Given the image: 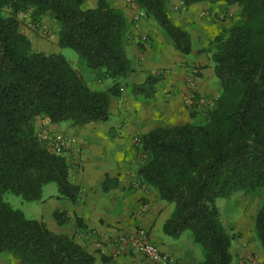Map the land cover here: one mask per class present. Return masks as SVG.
<instances>
[{
	"label": "trees",
	"instance_id": "16d2710c",
	"mask_svg": "<svg viewBox=\"0 0 264 264\" xmlns=\"http://www.w3.org/2000/svg\"><path fill=\"white\" fill-rule=\"evenodd\" d=\"M0 0V254L21 264H94L95 256L74 235L28 218L4 200L6 192L42 201L44 185L55 182L59 198L81 199L71 180V164L40 136L36 119L81 127L111 118L110 97L133 66L125 43L130 22L108 0ZM184 54L192 51L191 33L176 24L166 0H136ZM238 5L240 12L215 36L212 59L221 93L202 124L159 127L140 136L145 161L138 177L174 203L164 233L178 239L190 229L205 258L195 264H233L234 235L222 221L219 199L240 191H263L255 230L264 250V0H181ZM40 27L50 15L59 24L60 47L74 49L89 68L114 79L108 90L94 89L61 53L35 50L23 29L25 16ZM219 16V15H218ZM162 71L133 86L135 96L153 98ZM109 178L104 183L109 190ZM58 224L70 219L56 210Z\"/></svg>",
	"mask_w": 264,
	"mask_h": 264
},
{
	"label": "crops",
	"instance_id": "0c3cea01",
	"mask_svg": "<svg viewBox=\"0 0 264 264\" xmlns=\"http://www.w3.org/2000/svg\"><path fill=\"white\" fill-rule=\"evenodd\" d=\"M108 1L121 9L130 22L128 35L132 33L134 38L127 36L125 47L133 71L121 81L119 93L111 95V118L107 122L95 121L76 127L71 122L52 123L44 117L36 119L40 136L47 140L60 133L77 138L75 148L66 150L64 156L71 163L72 182L82 191L81 199L74 202L59 198L58 190L46 193L44 188L43 199L38 201L40 215L37 219L44 220L55 232L74 235L78 243L94 254V264H155L140 252L113 245L116 235L134 232L140 225L148 229L152 241L161 251L174 256L178 264L201 262L205 258L203 247L199 248L192 240L184 238V234L175 239L164 233L163 226L175 205L162 199L155 188L138 177L143 153L135 137L159 127L205 122L210 105L191 104L189 93L194 88L198 97L208 102L219 97L221 84L215 73L209 37L215 24L213 18L218 17L216 13L234 11L236 5L198 2L184 6L181 0H166L172 20L192 35V51L184 54L176 49L156 20L146 16L136 24L135 10L127 0ZM97 4L98 0H88L86 6L93 8ZM204 14L207 17L201 18ZM58 30L59 24L52 16H45L39 31L52 35L48 39L39 37L36 50L64 53L67 47H60ZM143 33L149 36L147 46L138 39ZM69 60L94 89L105 91L114 85V79L105 77L101 69L89 68L82 57L72 56ZM195 68L197 73L194 74ZM158 71L163 72L164 79L157 84L156 95L153 98L135 96L133 86ZM76 158L82 159V166L75 163ZM108 178L110 189L106 191L104 183ZM224 199L225 209L220 205L223 199L217 204L224 225L234 235L231 246L233 264H239L247 251L255 252L260 263L264 264V250L253 228L256 213L251 204L254 199L244 191ZM56 210H66L69 221L58 224L54 216ZM0 264L21 263L3 252Z\"/></svg>",
	"mask_w": 264,
	"mask_h": 264
},
{
	"label": "built area",
	"instance_id": "2783aa9c",
	"mask_svg": "<svg viewBox=\"0 0 264 264\" xmlns=\"http://www.w3.org/2000/svg\"><path fill=\"white\" fill-rule=\"evenodd\" d=\"M127 2L135 10L134 22L139 24V22L146 17L145 10L140 7L136 0H127ZM128 38L133 39L134 35L130 33ZM138 39L146 46L150 44L149 36L145 33L141 34ZM193 73H197L196 68ZM188 101L191 104L196 103L197 105L208 104L210 105L209 107H212L215 102H208L205 98L198 97L194 88L189 93ZM76 142L77 138L75 136L63 133L55 134L48 138V144L51 148H53L57 153L63 155L66 150L75 148L77 145ZM135 142L141 146L140 137H135ZM74 161L79 167L82 166L83 162L81 158H76ZM113 245L114 247H118L120 249H131L133 251L140 252L155 264H178L177 259L174 256L162 252L160 247L152 241L150 233L144 225L138 226L134 232H123L116 235ZM239 264L261 263L258 255L247 251L241 256Z\"/></svg>",
	"mask_w": 264,
	"mask_h": 264
},
{
	"label": "rangeland",
	"instance_id": "374dc122",
	"mask_svg": "<svg viewBox=\"0 0 264 264\" xmlns=\"http://www.w3.org/2000/svg\"><path fill=\"white\" fill-rule=\"evenodd\" d=\"M237 6L238 5H236V7H235L236 9H234V11H231V12L223 11L221 14L216 13V15H219L218 17L214 16L213 19L215 21V24H214V27H212V29H213L212 33H210L211 37H209L210 45L212 46L211 48H214V46H215V36L219 32L218 30H220V28H228V26H230V24L226 25L227 24L226 22L232 23V20H234L238 17L240 9ZM210 14H211V12H210ZM205 17H207L206 14L202 15L201 18H205ZM216 24H218V26H216ZM40 28H41V26L40 27H32V24L30 23V19L27 16H25L24 22H23V29H24V31L29 33L32 40H34L35 43H33V47L35 50L37 49L36 48L37 43L40 41L39 37H42V38L44 37V38L48 39L50 37V35H52L49 32L44 33L43 31H39ZM63 54L66 56L67 59H71L72 56H79V54L74 49L69 48V47H67V50ZM209 109H207V111ZM144 161H145V156L143 154V162ZM44 188H45L46 193H51V192L58 190V185L55 182H51V183L44 185L43 195H44ZM244 192H246V195H251V197L254 199L253 203L251 204L252 205L251 209H253L254 213H257V211H258V209L261 206L262 201H263V191L262 190H256V191L247 190ZM226 199H228V198H226ZM4 200L7 201L8 203H10L14 208L22 210L28 218H32V219L39 218L40 208L38 205V201L26 200L21 195H17V194L12 193V192H6L4 194ZM224 200L225 199L223 198V200H221V202H220V205H222V207L224 204L223 203ZM223 209H225V207H223ZM253 228L255 230V216H254V220H253ZM255 232H256V230H255ZM182 234H184V238H186L190 242L192 240V242H194V244H196L199 248H202V246L200 244L196 243L194 239H191L194 237V234L190 229L185 230ZM256 235H257V233H256ZM202 250H204V249L202 248ZM253 253L256 254L255 252H253ZM261 264H263V263H261Z\"/></svg>",
	"mask_w": 264,
	"mask_h": 264
}]
</instances>
